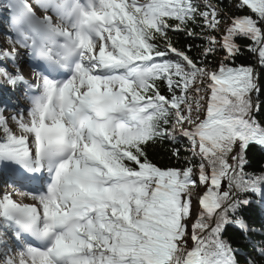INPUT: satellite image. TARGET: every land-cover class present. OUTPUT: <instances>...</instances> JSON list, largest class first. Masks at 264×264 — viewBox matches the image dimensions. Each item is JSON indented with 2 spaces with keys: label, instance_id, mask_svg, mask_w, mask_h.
I'll use <instances>...</instances> for the list:
<instances>
[{
  "label": "snow or ice",
  "instance_id": "snow-or-ice-1",
  "mask_svg": "<svg viewBox=\"0 0 264 264\" xmlns=\"http://www.w3.org/2000/svg\"><path fill=\"white\" fill-rule=\"evenodd\" d=\"M33 3H0V264H264V0Z\"/></svg>",
  "mask_w": 264,
  "mask_h": 264
},
{
  "label": "trees",
  "instance_id": "trees-1",
  "mask_svg": "<svg viewBox=\"0 0 264 264\" xmlns=\"http://www.w3.org/2000/svg\"><path fill=\"white\" fill-rule=\"evenodd\" d=\"M225 3H227V0H225ZM5 39L8 38V36L4 35ZM183 39V38H181ZM198 43V42H197ZM252 59L250 57L244 58L242 57L240 60L237 61V63H252ZM262 83H264V77L261 78ZM262 100H264V96L261 97ZM262 122H264V114H262ZM159 158V157H157ZM248 159L250 166L246 169V171L252 172L257 171L264 167V154L260 153L259 151H250L248 154ZM227 233L225 234V238H227Z\"/></svg>",
  "mask_w": 264,
  "mask_h": 264
},
{
  "label": "rangeland",
  "instance_id": "rangeland-1",
  "mask_svg": "<svg viewBox=\"0 0 264 264\" xmlns=\"http://www.w3.org/2000/svg\"><path fill=\"white\" fill-rule=\"evenodd\" d=\"M4 2V0H0V3H3ZM33 10H34V12L36 13V15L38 16V17H42L43 15H44V13H43V11H40V12H42L43 14H41L40 12H36L35 11V9H34V7H33ZM3 19H0V44H2V45H4V46H7V44H5V40H4V36L2 35V33H4V29H3ZM22 51V50H21ZM23 59V63H24V65L26 66V60H27V58L26 57H23L22 58ZM19 102H20V105L22 106V107H27V104H26V102L24 101V99L21 97L20 98V100H19ZM11 113H9V112H5V115H10ZM4 190V188H3V186L2 185H0V192H2ZM8 191H11V189H8ZM18 202H24V203H27V202H29V201H27L26 200V198L24 199V200H21V198L20 197H14Z\"/></svg>",
  "mask_w": 264,
  "mask_h": 264
}]
</instances>
